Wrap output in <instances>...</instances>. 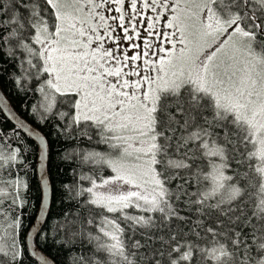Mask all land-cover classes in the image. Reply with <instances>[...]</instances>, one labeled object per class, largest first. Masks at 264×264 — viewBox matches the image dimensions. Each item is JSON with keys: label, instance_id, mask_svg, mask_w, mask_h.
Masks as SVG:
<instances>
[{"label": "snow or ice", "instance_id": "6c2138e0", "mask_svg": "<svg viewBox=\"0 0 264 264\" xmlns=\"http://www.w3.org/2000/svg\"><path fill=\"white\" fill-rule=\"evenodd\" d=\"M5 86L39 128H0V264H264V0H0ZM49 125L70 207L42 174L26 232Z\"/></svg>", "mask_w": 264, "mask_h": 264}, {"label": "trees", "instance_id": "16d2710c", "mask_svg": "<svg viewBox=\"0 0 264 264\" xmlns=\"http://www.w3.org/2000/svg\"><path fill=\"white\" fill-rule=\"evenodd\" d=\"M5 92L7 93L6 96L11 102V104L14 106V108L26 120L32 123V116L29 115L23 107V105L26 103L25 98L20 95H17L14 90L9 86H5ZM32 124L35 125L34 123ZM35 126L39 128L38 125ZM13 127L14 125L9 120H5V116L0 110V128L8 130L9 134H11L10 130ZM40 130L48 138V170L52 185V200L50 212L48 214V223L44 225V228L47 229L48 224H54L56 218L70 207V205L63 200V185L73 180L72 169L75 167V165L61 160V153L69 146L64 141L57 138L52 127L49 125L48 127L42 128ZM21 135L28 142V144L32 146L31 151L27 153L30 168L28 170L27 175L25 176V179L29 182L30 185V189L27 194L34 207L26 209L24 222L26 225L25 231L27 232L38 210L41 198V189L36 173V159L38 154V148L36 147V144L31 138L25 136L24 133H21ZM45 251L51 258L55 259L57 264H63V261L65 259V253L62 249H58L49 245L45 249Z\"/></svg>", "mask_w": 264, "mask_h": 264}, {"label": "water", "instance_id": "95a60500", "mask_svg": "<svg viewBox=\"0 0 264 264\" xmlns=\"http://www.w3.org/2000/svg\"><path fill=\"white\" fill-rule=\"evenodd\" d=\"M6 101H7V105H8L7 112H11L15 116V119H8L13 125H15L17 122H23V123H25L26 126L31 125L33 128H37L38 129V127H36L32 123H30L28 120H26L14 108V106L11 104V102L9 101V99L7 98V96H6ZM1 112L5 116V111L4 110H1ZM31 139L34 141L35 138H31ZM36 173H37V178L39 180L40 189H41V179H40L41 175L42 174H46L48 176V178H49V181H50V177H49V170H48V155H47L46 160L43 162V164H41V161L39 160V150H38L37 159H36ZM41 199H42V189H41V198H40V203H39V206H38V210H39V208L41 206ZM51 200H52V185H51V181H50V189L49 188H44L43 189V202H44V206L45 207H48L49 206V203H50V206H51ZM38 210H37V212H38ZM37 212H36V215H35L32 223H31L29 229L31 228V226L33 225V223H35L37 227L40 226V221L36 219ZM40 219H43V216H41ZM29 229L27 231H29ZM27 244H28L29 248H31V246L33 244V236L31 234H29L28 237H27Z\"/></svg>", "mask_w": 264, "mask_h": 264}]
</instances>
